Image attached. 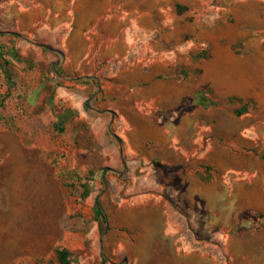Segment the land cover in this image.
I'll list each match as a JSON object with an SVG mask.
<instances>
[{
    "label": "crops",
    "instance_id": "1",
    "mask_svg": "<svg viewBox=\"0 0 264 264\" xmlns=\"http://www.w3.org/2000/svg\"><path fill=\"white\" fill-rule=\"evenodd\" d=\"M200 2L0 0L14 88L30 103L50 88L52 118L72 115L61 169L105 172L99 199L72 208L76 223L64 215L98 264H264V226L229 232L248 208L264 225V0H222L203 20ZM247 97L261 112L241 114ZM25 166L16 178L37 175Z\"/></svg>",
    "mask_w": 264,
    "mask_h": 264
},
{
    "label": "rangeland",
    "instance_id": "2",
    "mask_svg": "<svg viewBox=\"0 0 264 264\" xmlns=\"http://www.w3.org/2000/svg\"><path fill=\"white\" fill-rule=\"evenodd\" d=\"M200 3L205 7L193 11H197V15L203 20L208 19L210 13L217 12L211 6H220L222 0H201ZM220 29L219 27L218 33ZM260 36L264 37V32ZM250 37L252 38L251 35ZM196 46L195 54L206 58L208 47L203 43H197ZM209 48L212 54V48ZM232 49L236 54L244 53L240 50V43H236ZM10 61L0 57V264H60L57 258V251L60 249L70 252L71 264H98L92 261L91 248L82 247L84 231L76 227L66 229L64 215L76 223L77 215L72 213V208L86 202L83 197L86 190L95 202L99 199L105 188V172L87 170L82 177L70 178V174L61 169L66 142L63 141V133L56 126L58 121L52 118V114L60 110L48 104L52 90L49 88L46 95L39 96L35 103H30L28 91L15 89L13 86L20 71L17 67L8 65ZM181 75L184 76V73ZM250 93L256 94L257 91L251 90ZM261 108L252 97H247L239 104L241 114H258ZM257 125L258 120L252 119L246 124V129ZM23 164L26 165V171L36 166L37 175L29 178L22 171L20 179L16 178L18 169ZM211 174L214 180L221 178L213 167ZM59 179L65 196L72 199L69 205L57 183ZM225 204L228 205L229 202ZM262 215L252 208L244 210L229 232L264 226L259 222ZM97 220L101 236L106 229L107 220L104 222L99 216ZM66 235H69L68 239ZM86 236L88 235L85 238ZM98 238L99 235H96L95 240ZM92 241L94 239L90 240ZM214 252L218 253L219 250ZM106 260L108 259L105 258L104 263ZM145 262L166 264L173 262V259L157 256L146 259Z\"/></svg>",
    "mask_w": 264,
    "mask_h": 264
},
{
    "label": "trees",
    "instance_id": "3",
    "mask_svg": "<svg viewBox=\"0 0 264 264\" xmlns=\"http://www.w3.org/2000/svg\"><path fill=\"white\" fill-rule=\"evenodd\" d=\"M67 112V111H66ZM70 112V111H69ZM70 114V116H72L71 115V113H69ZM70 116H67V114H66V116H65V114H64V116H60L59 117V120H58V123L56 124V126H57V128H58V131L60 132V133H63L64 132V125H65V123L67 122V119L70 117ZM210 171V169H206V172H209ZM208 180H210V178L208 177L207 178ZM84 187L87 189V187H86V185H84ZM88 194H89V191L88 190H86V192H84V194H83V197H87L88 196ZM99 203H97V205H98ZM99 206V205H98ZM98 216H99V218H102L103 219V221L104 222H106V217H105V215H104V213H103V211L99 208L98 209ZM103 222V223H104ZM70 252L67 250V249H60V250H58L57 251V258H58V262L60 263V264H71V260H70Z\"/></svg>",
    "mask_w": 264,
    "mask_h": 264
}]
</instances>
